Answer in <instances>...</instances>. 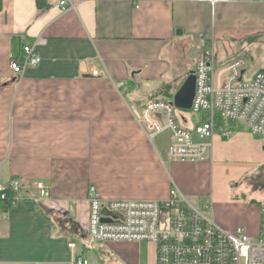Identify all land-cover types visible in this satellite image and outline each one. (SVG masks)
<instances>
[{
    "label": "crops",
    "instance_id": "obj_1",
    "mask_svg": "<svg viewBox=\"0 0 264 264\" xmlns=\"http://www.w3.org/2000/svg\"><path fill=\"white\" fill-rule=\"evenodd\" d=\"M59 1L0 0V180L9 195L10 181L21 182L10 208L0 202V264H91L88 253L99 250L90 241L101 243L86 233L91 185L106 199L165 198L176 187L224 228L256 235L264 187L251 180L264 165L245 176L227 161L258 154L264 163L263 143L225 123L233 133L214 136L209 160L174 161L171 133L151 138L135 109L168 85L175 94L187 77L175 71L192 59L196 69L206 50L217 69L235 57L248 69L254 44L264 48V0H72L64 13ZM39 37L41 62L15 74L10 57ZM37 182L49 198H39Z\"/></svg>",
    "mask_w": 264,
    "mask_h": 264
},
{
    "label": "built area",
    "instance_id": "obj_2",
    "mask_svg": "<svg viewBox=\"0 0 264 264\" xmlns=\"http://www.w3.org/2000/svg\"><path fill=\"white\" fill-rule=\"evenodd\" d=\"M216 4L224 0H208ZM136 2V0H134ZM61 12L75 7L72 0H60ZM37 38L25 44L19 56H11L9 68L18 75L34 68L42 60L38 47L46 44ZM245 61L240 57L216 68V54L204 51L194 71L196 91L189 114L206 119L186 126L188 113L180 112L173 100L152 98L136 110L139 123L152 138L169 131L172 136L167 154L171 160L202 162L210 159L215 135L229 137L233 131L225 123L244 125L264 145V71L246 76ZM94 73H97L95 70ZM226 77L216 80L217 75ZM119 81L117 88L126 89ZM220 118V119H219ZM12 195L0 180V200L13 196L17 199L21 182L13 178L9 183ZM40 199L50 197L43 182L35 183ZM87 237L104 241H148L156 246V264H264V202L260 207V225L256 235H250L243 226L228 230L220 225L204 208L193 204L178 188L172 187L165 198L106 199L96 186L88 190ZM108 219V220H104ZM75 247V243H69ZM72 264H88L78 257Z\"/></svg>",
    "mask_w": 264,
    "mask_h": 264
},
{
    "label": "rangeland",
    "instance_id": "obj_3",
    "mask_svg": "<svg viewBox=\"0 0 264 264\" xmlns=\"http://www.w3.org/2000/svg\"><path fill=\"white\" fill-rule=\"evenodd\" d=\"M254 47L257 49L256 55L253 56V63L249 64L248 69L246 71V76H250L255 71L259 70L257 69L258 66L264 62V48L261 46L259 47L258 44H254ZM244 59V58H243ZM188 68L186 67L185 70L179 71L178 69L175 71V74H179L181 76H188L190 72L195 70L194 60L192 59V63H188ZM182 78V77H180ZM171 91V88L164 87L161 90L162 95H157L158 98H166L165 96L167 93ZM182 112V111H180ZM187 117H190V121L194 122V119H192L191 114H187ZM262 157L261 155L256 154L254 158L252 159H246V160H236V161H227V167L229 170H232L235 167V170L242 167L245 169V172H248L245 176H251L254 173H259L261 171L264 163L261 161ZM264 169V168H263ZM231 173V174H232ZM251 181H254L257 183V187H261V185L264 187V173H262L260 176L253 178ZM255 198V197H254ZM93 246H95L99 253L96 252H89L88 258L91 264H151V261L153 257L155 258V252H154V245L149 242H127V241H121V242H101V243H95L93 240L90 241ZM46 255L45 252L38 253V256H41V258Z\"/></svg>",
    "mask_w": 264,
    "mask_h": 264
},
{
    "label": "water",
    "instance_id": "obj_4",
    "mask_svg": "<svg viewBox=\"0 0 264 264\" xmlns=\"http://www.w3.org/2000/svg\"><path fill=\"white\" fill-rule=\"evenodd\" d=\"M261 71H264L261 70ZM196 91V77L194 71L186 77L183 84L177 90L173 97L174 105L180 110H190ZM108 220V219H104Z\"/></svg>",
    "mask_w": 264,
    "mask_h": 264
},
{
    "label": "trees",
    "instance_id": "obj_5",
    "mask_svg": "<svg viewBox=\"0 0 264 264\" xmlns=\"http://www.w3.org/2000/svg\"><path fill=\"white\" fill-rule=\"evenodd\" d=\"M46 1V0H45ZM42 6V5H41ZM167 87H169V88H171V86H167ZM174 93H172L171 91H169L168 93H167V95L165 96L167 99H173V97H174ZM155 98H157V97H155ZM152 99V98H151ZM180 110V109H179ZM181 111H183V112H185V113H188L189 112V110H181ZM206 113L205 112H201L200 114H199V116H198V120H199V122H202V121H204L205 119H206ZM220 119V118H219ZM0 202H1V204H2V208H4V209H7V208H10L12 205H13V196H11V198H9V199H6V200H0Z\"/></svg>",
    "mask_w": 264,
    "mask_h": 264
}]
</instances>
